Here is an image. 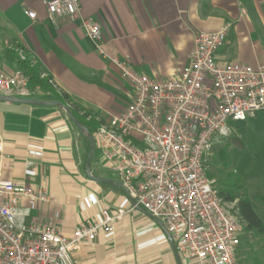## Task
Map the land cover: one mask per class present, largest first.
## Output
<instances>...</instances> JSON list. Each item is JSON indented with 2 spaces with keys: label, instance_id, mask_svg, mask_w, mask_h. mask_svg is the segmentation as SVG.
<instances>
[{
  "label": "crops",
  "instance_id": "1",
  "mask_svg": "<svg viewBox=\"0 0 264 264\" xmlns=\"http://www.w3.org/2000/svg\"><path fill=\"white\" fill-rule=\"evenodd\" d=\"M73 19H51L44 0H0V72L23 70L20 54L30 56L40 77L51 78L62 102L80 114L89 113L106 123L120 114L134 97L108 57L99 54L86 35L81 18L95 20L102 32L104 51L128 58L151 77H174L188 63L193 33L215 31L231 24L224 45L216 52L223 62L264 65V0H79ZM36 12L31 19L22 10ZM27 94L18 99L48 100L45 90L27 81ZM99 123V124H100ZM95 143V132L92 135ZM88 138L65 111L51 104L0 100V153L5 179L47 189L26 223L51 226L63 234L85 220L102 222V211L119 219L113 230L98 228L91 241L71 251L73 264H177L164 223L136 204L110 170L96 146L86 172ZM34 151L39 154L33 153ZM32 152V153H31ZM100 177L109 182H101ZM23 196L19 206L26 207ZM179 254V253H178ZM182 264H190L182 259Z\"/></svg>",
  "mask_w": 264,
  "mask_h": 264
},
{
  "label": "built area",
  "instance_id": "2",
  "mask_svg": "<svg viewBox=\"0 0 264 264\" xmlns=\"http://www.w3.org/2000/svg\"><path fill=\"white\" fill-rule=\"evenodd\" d=\"M44 4L55 22L79 14V0ZM21 10L35 19L28 6ZM81 25L97 52L134 88L126 108L95 130L96 146L110 170L136 204L164 223L183 260L241 264L237 251L244 224L237 208L230 206L235 200L225 201L215 179L206 175L204 157L230 136L229 121L264 109V65L218 59L216 52L231 26L225 22L215 31L193 33L188 63L178 75L151 77L137 71L128 58L104 51L95 20L81 18ZM27 81L22 70L0 72V94H27ZM49 82L55 85L51 78ZM3 165L0 153V171ZM23 196L28 198L26 207L19 206ZM46 199L44 186L34 189L0 174V264H73L70 251L81 241L93 240L98 228L111 232L112 222L123 213L103 210L102 222L85 220L66 235L51 226L26 223L36 202Z\"/></svg>",
  "mask_w": 264,
  "mask_h": 264
},
{
  "label": "rangeland",
  "instance_id": "3",
  "mask_svg": "<svg viewBox=\"0 0 264 264\" xmlns=\"http://www.w3.org/2000/svg\"><path fill=\"white\" fill-rule=\"evenodd\" d=\"M229 124L230 136L204 157L206 175L215 179L217 190L248 197L264 222V109ZM236 205L237 200L230 202L233 208ZM260 238L264 240V235ZM241 242L237 251L241 264H252L256 254L260 264H264V243L259 248L245 240Z\"/></svg>",
  "mask_w": 264,
  "mask_h": 264
},
{
  "label": "trees",
  "instance_id": "4",
  "mask_svg": "<svg viewBox=\"0 0 264 264\" xmlns=\"http://www.w3.org/2000/svg\"><path fill=\"white\" fill-rule=\"evenodd\" d=\"M19 60L23 69L22 71L26 75L31 87L45 90L46 93H48L45 99L60 100L61 102H65V99L57 94V92L54 90L52 84L49 82V78L45 76L40 77V71L35 65L32 64L30 56H25L24 59L19 58ZM70 109L73 115L78 118L81 123L88 129V131L93 135L100 122L96 121L95 117L90 115L89 113L80 114L76 109L72 107H70ZM88 115H90V118H87ZM89 149L90 145L88 144L87 152L89 151ZM218 193L225 201L237 200V216L244 224L243 234L241 235L240 244L238 247L242 245L241 241L245 240L251 245L255 244L259 248H261V245L264 243V240L260 238V236L264 235V222L254 210L248 197L240 196L231 191H228L226 193L218 190ZM257 255L258 254H256V258L253 260L254 262H252V264H260V259L257 257Z\"/></svg>",
  "mask_w": 264,
  "mask_h": 264
},
{
  "label": "water",
  "instance_id": "5",
  "mask_svg": "<svg viewBox=\"0 0 264 264\" xmlns=\"http://www.w3.org/2000/svg\"><path fill=\"white\" fill-rule=\"evenodd\" d=\"M0 100H6V101H20V102H26V103H31V104H51V105H55L60 107L61 109H63L65 111V113L67 114V116L72 120V122L75 124V126L88 138L89 143H90V151L87 154V158H86V163H85V167H86V172L88 175H90V163H91V158L95 149V143H94V139L92 134L88 131V129L81 123V121L76 118L73 113L71 112V109L68 105L62 103L61 101H43V100H37V99H18L12 96H8V95H4V94H0ZM92 178L101 181V182H109V180H106L104 178H100V177H93ZM134 201V200H133ZM171 244L175 253V257H176V262L177 264H182V261L179 257V254L177 252L176 246L174 244V242L171 240Z\"/></svg>",
  "mask_w": 264,
  "mask_h": 264
}]
</instances>
